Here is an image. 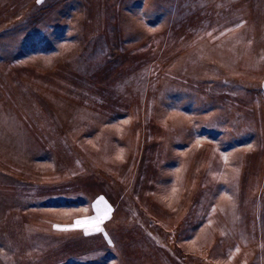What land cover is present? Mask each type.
<instances>
[{"label": "rangeland", "instance_id": "1", "mask_svg": "<svg viewBox=\"0 0 264 264\" xmlns=\"http://www.w3.org/2000/svg\"><path fill=\"white\" fill-rule=\"evenodd\" d=\"M260 205L264 0H0V264H264Z\"/></svg>", "mask_w": 264, "mask_h": 264}, {"label": "trees", "instance_id": "2", "mask_svg": "<svg viewBox=\"0 0 264 264\" xmlns=\"http://www.w3.org/2000/svg\"><path fill=\"white\" fill-rule=\"evenodd\" d=\"M62 199H65V198H62ZM61 201V200H60ZM72 202H75V203H77V201H78V199H74V200H71ZM63 202H66L65 200H63ZM130 204H132L133 205V203H130ZM261 210H262V217L264 218V207L262 206L261 207V205H260V210H259V215H258V219H260V212H261ZM128 211H130V208L128 209ZM129 216H131V214L129 213L128 214V218H127V220L129 219ZM130 218H132V216L130 217ZM105 228H106V230H107V233H108V235H110V240H111V242H109V239H106L105 237H104V235H103V233H99L98 234V236H99V238H101V241H102V243H103V248L104 247H107V246H109V247H115L116 246V244H117V240L116 239H114V235H112V233H111V231L108 229V227L107 226H105ZM146 235L148 236V241H150V242H147L146 240H144V243H142V246L144 247V248H142V249H144V251H148V252H151L152 253V256L153 255H155V256H159V257H162L161 259H165V261L166 262H170L169 261V259L166 257V256H164L163 255V251H161V250H165L166 252H168L167 254H169L170 256H171V258L173 259V257H172V253H171V251H170V249L169 248H167V246H165L166 248H164V247H162L161 245H160V243L161 242H159L158 240H157V238L154 236V234H153V232L150 230V229H146ZM92 237H95V236H92ZM94 239V241H95V243L96 244H98V246L100 245L99 244V242L97 241V239H95V238H93ZM107 240H108V242H107ZM134 243V241H131V243ZM157 248H158V250H157ZM141 249V250H142ZM149 249V250H148ZM160 250V251H159ZM146 253V252H145ZM174 258L176 259L177 258V256L174 254ZM172 261V260H171ZM173 261H175V260H173ZM174 263H176V262H174ZM94 264H96V261L94 262ZM177 264V263H176ZM181 264H190V263H185V262H183V263H181Z\"/></svg>", "mask_w": 264, "mask_h": 264}, {"label": "snow or ice", "instance_id": "3", "mask_svg": "<svg viewBox=\"0 0 264 264\" xmlns=\"http://www.w3.org/2000/svg\"><path fill=\"white\" fill-rule=\"evenodd\" d=\"M101 200H103V197L100 198ZM110 211V209H109ZM107 218V217H105ZM88 223H93L94 224V227H93V230L96 231V232H102L103 229L100 228V220L98 218H95L93 217L91 221H83V220H76L73 227L75 228H85V232L87 234V228H86V225ZM54 227H57L58 229L60 230H64V231H68V230H71L69 229L68 227H64V228H61V226L59 225H55Z\"/></svg>", "mask_w": 264, "mask_h": 264}]
</instances>
